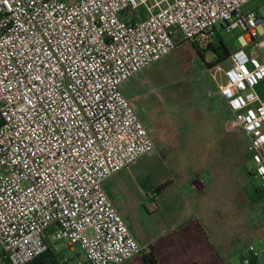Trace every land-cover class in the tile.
<instances>
[{
  "label": "built area",
  "instance_id": "2783aa9c",
  "mask_svg": "<svg viewBox=\"0 0 264 264\" xmlns=\"http://www.w3.org/2000/svg\"><path fill=\"white\" fill-rule=\"evenodd\" d=\"M252 1L0 0V246L8 264H29L60 243L88 264H125L143 252L103 188L155 150L121 87L182 41L207 50L219 25L242 34L216 96L264 181L263 17L242 10ZM253 258L261 253L249 247L242 264Z\"/></svg>",
  "mask_w": 264,
  "mask_h": 264
},
{
  "label": "rangeland",
  "instance_id": "374dc122",
  "mask_svg": "<svg viewBox=\"0 0 264 264\" xmlns=\"http://www.w3.org/2000/svg\"><path fill=\"white\" fill-rule=\"evenodd\" d=\"M242 10H257L264 30L263 0H254ZM218 31L230 52L239 48L240 30L228 32L219 25ZM216 57L209 51L202 58L191 43L182 41L127 85L142 86L144 81V90L134 91L132 97L139 98L133 103L155 144L152 153L124 171L134 191L113 198L139 238L172 233L171 226L187 219L186 196L194 195L192 186L204 191L212 216L223 214L226 227L228 219L236 218L247 221L257 235L264 234L259 227L264 226V181L251 175L255 164L245 133L224 130L228 114L216 92L225 84L230 63L226 60L210 68ZM261 187V196L255 199L251 190ZM160 188L161 195L154 196ZM228 230L235 232L234 227ZM253 242L256 251L264 252V237ZM0 264H7L1 256Z\"/></svg>",
  "mask_w": 264,
  "mask_h": 264
},
{
  "label": "crops",
  "instance_id": "0c3cea01",
  "mask_svg": "<svg viewBox=\"0 0 264 264\" xmlns=\"http://www.w3.org/2000/svg\"><path fill=\"white\" fill-rule=\"evenodd\" d=\"M143 71L124 83L121 87L123 94L132 103L139 98L132 97L133 94H135L134 91L144 90V81L142 82V86L140 84L135 85V82L134 87L127 85H130L134 78L138 80L139 75H141ZM139 86L141 87L138 88ZM218 97L222 99L225 104V109L228 114L227 122L230 117H232V114L227 106L226 100L220 96ZM134 108L136 109L135 105ZM226 122L224 130L226 129ZM124 171L125 170L111 176L103 183V188L107 196L119 213V208L113 198L118 196H129L132 191H134L132 182L126 177ZM255 189L251 190L252 194ZM189 190L194 192V195L191 194L186 196L189 204L187 208L190 213L183 222H177L175 225L171 226L170 230L172 233L162 234L161 237L158 238L144 236L139 238L129 227L144 250L140 255L133 257L125 264H144L143 254L148 253L151 249L158 264H242V258L246 250L249 247L256 248L253 242L254 239H261L264 237V234L257 235L256 231L248 226L246 223L247 221H239L236 220V218L228 219V226L226 227L223 214H221L222 216L220 215V217L212 216L209 211L208 200L206 196H202L204 191L198 192L196 191L197 189H193V187H190ZM161 193L162 190L160 188L159 192L155 191L154 196H160ZM131 197L132 196H130V198ZM151 199H153V197ZM228 227H234L235 232L228 230ZM259 227H261L260 232L264 233V226L261 225ZM238 241L240 242L239 244H237ZM57 253L60 255L62 264H88L85 255L79 248H69L66 244L61 243L58 245ZM260 253L261 258L258 260L257 264H264V252ZM0 256L3 258L1 246Z\"/></svg>",
  "mask_w": 264,
  "mask_h": 264
},
{
  "label": "trees",
  "instance_id": "16d2710c",
  "mask_svg": "<svg viewBox=\"0 0 264 264\" xmlns=\"http://www.w3.org/2000/svg\"><path fill=\"white\" fill-rule=\"evenodd\" d=\"M217 42V43H216ZM197 53L204 58L205 54L209 51L216 54V61L212 64H208L210 68L212 67H218L221 63L228 60L230 51L227 47V45L220 39L219 33L216 36V39L212 45L204 51L198 50L195 46H193ZM248 156V155H247ZM253 175V173H251ZM160 189H157L156 191L159 192ZM262 188L255 189L253 195L256 198H260L261 196ZM143 260L144 264H158L152 249L148 253L143 254ZM258 259L253 258L251 260V264H257ZM29 264H62V260L60 259V255L53 249H49L46 253L43 255L37 257L33 261H31Z\"/></svg>",
  "mask_w": 264,
  "mask_h": 264
}]
</instances>
